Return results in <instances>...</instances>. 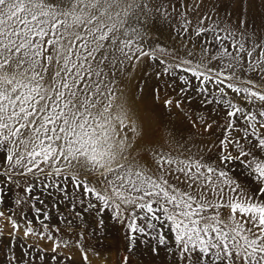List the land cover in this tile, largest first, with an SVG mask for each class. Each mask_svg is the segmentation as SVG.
I'll list each match as a JSON object with an SVG mask.
<instances>
[{"label": "snow or ice", "instance_id": "obj_1", "mask_svg": "<svg viewBox=\"0 0 264 264\" xmlns=\"http://www.w3.org/2000/svg\"><path fill=\"white\" fill-rule=\"evenodd\" d=\"M247 7L264 21V0H247ZM240 10L243 15L244 0ZM152 11L149 0H0V154H6L0 159L27 173L45 172L44 165L48 175L62 177L88 197L81 202L100 216L98 229L102 210L110 209L109 219L129 230L130 252L138 236H151L149 250L158 255L161 247L174 248L175 264H264V83H257L264 81V37L248 43L255 34L244 19L235 29H196L203 37L198 55L177 65L199 80L195 92H207L208 83L225 85L255 110L226 102L224 131L245 135L221 139L217 163L190 149L175 155L153 150L145 162L117 81L129 66L145 57L156 61V52L164 51L143 45L142 25ZM217 91L227 95L223 87ZM208 103L202 97L201 104ZM175 107L183 112L181 101ZM185 118L202 130L195 134L216 124L203 116ZM253 137L245 149L242 140ZM237 162L254 176V190L230 175ZM12 226L19 229L15 221Z\"/></svg>", "mask_w": 264, "mask_h": 264}, {"label": "rangeland", "instance_id": "obj_2", "mask_svg": "<svg viewBox=\"0 0 264 264\" xmlns=\"http://www.w3.org/2000/svg\"><path fill=\"white\" fill-rule=\"evenodd\" d=\"M149 7L153 11L142 25L143 45L146 49L164 51L156 52V61L145 57L135 68L129 66L117 81L122 92L118 96L139 130L134 146L139 145L138 155L143 156L145 162L152 159L149 153L153 150L175 155L190 149L193 156H202L206 161L217 163L220 140L229 134L231 137L245 135L242 131H224L226 102L231 100L244 110L255 108L241 98L242 94L233 93L225 85L208 83L204 85L207 92H195L199 80L183 72V65H177L198 55L203 37L196 35V29H215L217 25L235 29L239 20L244 19L248 22L247 32L255 34L253 41L248 42L252 43L260 42L264 37V21L255 13H248L247 0H244L243 15L240 0H149ZM259 11L264 12V8ZM212 35L209 31L204 37L210 39ZM257 53L259 49L253 55ZM160 60L165 63L161 64ZM157 73H160L159 77ZM181 76L191 84L185 85ZM257 83L264 81L258 80ZM218 87H223L227 95L219 93ZM202 97L211 103L202 105ZM167 99H171L173 104L166 106L164 101ZM178 100L183 112L175 107ZM185 114L193 119L197 116H203L205 120L214 119L216 124L211 132L195 134L202 130L194 129ZM235 124L237 129H241L244 121L241 118ZM254 142V137L251 141L242 140V146L247 149ZM260 156L264 157V153ZM42 167H45V172L37 169L27 173L24 169L8 168L0 159V212L4 213L0 217V264H125L126 257L127 264H175L174 248L168 251L161 247L158 255L149 250L155 245L151 236H138L137 244L131 252L128 251L129 230L126 224L118 223L114 216L109 219L112 215L110 209L102 210L104 225L98 229L100 216L95 209L81 202L88 197L73 190L62 177L48 175L47 167ZM231 167L230 175H235L244 189L254 190L255 178L247 168L238 162ZM5 169L8 176L4 174ZM21 171L25 174H19ZM13 221L19 225L16 231L13 230ZM29 228L32 234L26 235ZM55 243L59 247H55ZM85 255L87 261L83 259Z\"/></svg>", "mask_w": 264, "mask_h": 264}]
</instances>
